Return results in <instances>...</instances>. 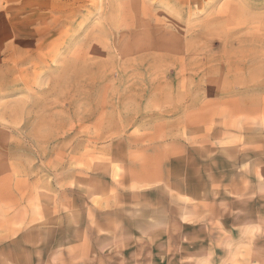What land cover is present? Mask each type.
Listing matches in <instances>:
<instances>
[{"label": "rangeland", "instance_id": "rangeland-1", "mask_svg": "<svg viewBox=\"0 0 264 264\" xmlns=\"http://www.w3.org/2000/svg\"><path fill=\"white\" fill-rule=\"evenodd\" d=\"M0 264H264V0H0Z\"/></svg>", "mask_w": 264, "mask_h": 264}]
</instances>
